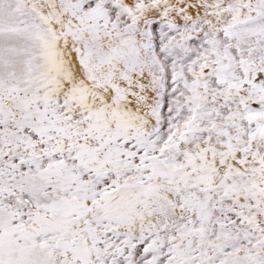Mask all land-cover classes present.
<instances>
[{
	"label": "snow or ice",
	"instance_id": "1",
	"mask_svg": "<svg viewBox=\"0 0 264 264\" xmlns=\"http://www.w3.org/2000/svg\"><path fill=\"white\" fill-rule=\"evenodd\" d=\"M0 264H264V0H0Z\"/></svg>",
	"mask_w": 264,
	"mask_h": 264
}]
</instances>
